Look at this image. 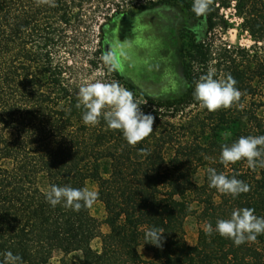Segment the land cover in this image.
Here are the masks:
<instances>
[{"label": "trees", "instance_id": "1", "mask_svg": "<svg viewBox=\"0 0 264 264\" xmlns=\"http://www.w3.org/2000/svg\"><path fill=\"white\" fill-rule=\"evenodd\" d=\"M192 3L55 0L50 7L41 0H0V259L11 251L23 264H49L60 251L61 264H264V234L240 246L205 234L208 224L240 208L264 216V167L250 169L246 159L220 162L221 144L264 135V0H213L206 17H196ZM162 5L182 7L200 22L179 32L186 91L139 102L156 118L153 132L129 145L102 119L83 123V108L76 107L80 86L62 53L76 27L92 29L101 19ZM232 16L242 20L253 45L225 39ZM209 68L215 78L230 74L237 81L242 95L230 108L209 112L194 99L195 82ZM208 168L238 173L250 191L233 198L209 187ZM89 180L105 207L106 233L92 207L75 212L45 200L53 184L81 188ZM192 214L204 224L194 245L185 229ZM154 227L164 232L162 247L145 242ZM96 238L100 250L92 246ZM76 251L81 260L70 258Z\"/></svg>", "mask_w": 264, "mask_h": 264}, {"label": "rangeland", "instance_id": "2", "mask_svg": "<svg viewBox=\"0 0 264 264\" xmlns=\"http://www.w3.org/2000/svg\"><path fill=\"white\" fill-rule=\"evenodd\" d=\"M227 13L231 15V11ZM230 22L231 27L225 33L228 42L248 47L254 44L240 18L232 16ZM199 24L184 8L162 5L133 16L101 19L92 29H87L85 25L76 27L70 31L68 48L62 54L71 67L69 75L72 82L79 86L96 80L117 82L130 90L138 102H145L147 98L169 100L186 91L179 55L180 29L186 26L195 29ZM106 45L108 51L116 52L119 67L115 70L106 66L102 60ZM86 187L98 189L97 184L91 180L87 181ZM91 212L102 221V231L108 232L109 227L104 223V204L96 201ZM203 226L196 215L187 217L185 229L189 244L197 242L198 231ZM101 244L100 238L92 241V246L97 250L101 249ZM141 252L145 258L150 256L143 249ZM62 257L63 254L56 251L49 264H61ZM82 257L81 251L70 254L74 260H81Z\"/></svg>", "mask_w": 264, "mask_h": 264}, {"label": "clouds", "instance_id": "3", "mask_svg": "<svg viewBox=\"0 0 264 264\" xmlns=\"http://www.w3.org/2000/svg\"><path fill=\"white\" fill-rule=\"evenodd\" d=\"M50 7H55V0H41ZM213 0H193L191 11L196 17H206L211 11ZM123 55V53L121 52ZM102 60L106 66L115 70L119 67L115 51L105 52ZM216 70L209 68L200 76L193 89L194 99L209 112L230 108L240 100L241 91L237 81L229 74L224 79L215 78ZM76 107L83 108L82 121L85 125L96 126L102 119L109 129L120 130L129 145H136L153 132L155 117L142 111L141 104L134 99L133 93L117 82L107 83L102 80L82 84L77 93ZM147 150L140 149L146 153ZM246 159L250 169L264 167V135L240 136L231 144H221L220 162L235 164ZM209 187L236 198L241 193L250 191V185L237 178L238 173L226 176L215 168H208ZM99 192L88 187L74 188L70 185H51L45 193L46 202L53 208L62 205L72 211L90 208L99 199ZM215 232L223 238L232 240L235 246L255 241L264 234V216L255 214L253 208L234 210L230 218L218 219L215 226L208 224L205 234ZM163 231L152 228L145 233V242L162 247ZM0 264H23L19 254L6 251Z\"/></svg>", "mask_w": 264, "mask_h": 264}, {"label": "water", "instance_id": "4", "mask_svg": "<svg viewBox=\"0 0 264 264\" xmlns=\"http://www.w3.org/2000/svg\"><path fill=\"white\" fill-rule=\"evenodd\" d=\"M106 50H108V46H106Z\"/></svg>", "mask_w": 264, "mask_h": 264}, {"label": "flooded vegetation", "instance_id": "5", "mask_svg": "<svg viewBox=\"0 0 264 264\" xmlns=\"http://www.w3.org/2000/svg\"><path fill=\"white\" fill-rule=\"evenodd\" d=\"M107 46V45H106ZM108 51V50H107Z\"/></svg>", "mask_w": 264, "mask_h": 264}]
</instances>
